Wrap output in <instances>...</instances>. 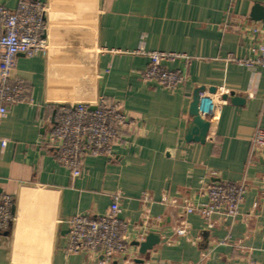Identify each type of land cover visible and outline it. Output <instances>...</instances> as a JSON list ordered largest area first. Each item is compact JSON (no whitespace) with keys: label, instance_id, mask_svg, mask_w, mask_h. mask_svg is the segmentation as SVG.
<instances>
[{"label":"crops","instance_id":"obj_1","mask_svg":"<svg viewBox=\"0 0 264 264\" xmlns=\"http://www.w3.org/2000/svg\"><path fill=\"white\" fill-rule=\"evenodd\" d=\"M39 1L47 6L49 50L18 55L12 81L26 87V99L9 105L0 124V199L13 202L0 264H102L101 253L68 250V220L105 214L117 195L129 246L114 264H264V149L253 153L264 128V66L256 62L264 24L249 18L264 0ZM19 2L0 0L9 9ZM143 51L175 55L163 65L183 71L185 81L175 91L146 81ZM198 87H205L200 113L211 123L204 143L185 139ZM231 92L245 103L225 99ZM98 100L119 104L132 126L74 177L46 139L58 108ZM204 182H245L239 215L215 214L210 227L186 213L187 203L207 202ZM145 193L151 202L143 203ZM152 228L161 241L142 255L134 242Z\"/></svg>","mask_w":264,"mask_h":264},{"label":"built area","instance_id":"obj_2","mask_svg":"<svg viewBox=\"0 0 264 264\" xmlns=\"http://www.w3.org/2000/svg\"><path fill=\"white\" fill-rule=\"evenodd\" d=\"M255 32L257 28L253 29ZM48 22L47 6L39 0H20L16 9H9L0 3V124L8 113L9 105L26 99V87L12 81V72L18 55L36 57L47 54ZM264 52V46L260 47ZM150 66L144 72V79L155 82L169 91H175L186 79L181 70L167 69L163 62L175 55L165 52H145ZM257 63L264 66V55ZM90 102L62 105L55 115L54 128L46 139L57 149V159L67 167L72 176L82 174L84 161L88 156L108 154L114 141L123 138V132L132 126L133 117L117 103L104 104L98 100V108L91 110ZM6 144V141L3 142ZM264 149V128H258L253 138V153ZM245 182H204L200 191L207 202L187 203L186 213H196L205 219L210 227L215 225L213 216L237 217L245 199ZM120 196L117 195L109 210L95 218L88 215H74L68 220V250L71 253L93 251L101 253L102 264H114L117 256L126 253L128 222L121 218ZM143 203L153 199L143 194ZM12 198L5 194L0 199V231L7 230L13 220ZM179 235L187 233L186 226L178 228ZM123 264H138L127 261ZM152 264V263H145ZM192 264H204L197 262ZM250 264H255L254 261Z\"/></svg>","mask_w":264,"mask_h":264},{"label":"water","instance_id":"obj_3","mask_svg":"<svg viewBox=\"0 0 264 264\" xmlns=\"http://www.w3.org/2000/svg\"><path fill=\"white\" fill-rule=\"evenodd\" d=\"M250 20L256 24H264V5L260 2H255L250 13ZM87 76H94V71H87ZM205 91V87L196 88L191 94V104H190V115L192 121L189 124L185 139L187 142H201L204 143L207 139L209 130L211 128V123L202 117L200 113V102H201V92ZM231 97V101L237 105H242L245 103V98L236 93L231 92L230 94L224 95V98L227 99ZM94 96L89 97L88 100H94ZM98 104H91L90 109L96 110ZM161 241V233L155 228H152L149 233L146 235L145 239L142 241H135L134 245L139 246V252L142 255H145L148 251L154 249ZM143 259H137L136 263H143Z\"/></svg>","mask_w":264,"mask_h":264}]
</instances>
